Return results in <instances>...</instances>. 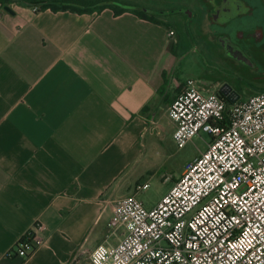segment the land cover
Instances as JSON below:
<instances>
[{"label": "crops", "instance_id": "crops-1", "mask_svg": "<svg viewBox=\"0 0 264 264\" xmlns=\"http://www.w3.org/2000/svg\"><path fill=\"white\" fill-rule=\"evenodd\" d=\"M223 2L226 14L234 6L264 15L263 1ZM129 5L158 16L0 3V264H69L79 250L75 264H89L91 250L117 241L112 203L138 197L151 161L179 152L168 109L186 80L181 39L160 1ZM36 221L46 226L43 245L9 255Z\"/></svg>", "mask_w": 264, "mask_h": 264}, {"label": "built area", "instance_id": "built-area-1", "mask_svg": "<svg viewBox=\"0 0 264 264\" xmlns=\"http://www.w3.org/2000/svg\"><path fill=\"white\" fill-rule=\"evenodd\" d=\"M168 110L177 148L205 132L206 149L155 206L135 195L115 200L107 227L117 241L91 250L89 264H264V90L232 103L187 78ZM45 229L36 221L8 254L29 257Z\"/></svg>", "mask_w": 264, "mask_h": 264}, {"label": "rangeland", "instance_id": "rangeland-1", "mask_svg": "<svg viewBox=\"0 0 264 264\" xmlns=\"http://www.w3.org/2000/svg\"><path fill=\"white\" fill-rule=\"evenodd\" d=\"M147 1L120 0L135 5H145ZM156 1H160L163 8L160 13L167 15L181 39L179 76L182 79L192 78L207 85L220 80L242 98L264 90V15L261 9L259 12L256 7L257 12L249 16L244 9L234 6L224 13L227 6L218 5L222 1L227 5L230 0ZM261 1L264 4V0H250V3ZM221 12L226 17H222ZM210 14L214 19L209 20ZM228 16L234 17L233 21ZM209 139L207 133L201 132L179 148L174 161H151L152 174L146 177L150 186L141 190L137 198L146 207L157 203L181 176L187 160L206 149ZM110 236L111 240L116 238L113 234Z\"/></svg>", "mask_w": 264, "mask_h": 264}, {"label": "trees", "instance_id": "trees-1", "mask_svg": "<svg viewBox=\"0 0 264 264\" xmlns=\"http://www.w3.org/2000/svg\"><path fill=\"white\" fill-rule=\"evenodd\" d=\"M81 1V2H79ZM1 5L9 7L12 3H16L22 6H35L36 11L52 9V10H71L73 12H92L94 10H101L104 7H112L115 12L131 11L143 18L150 20H156L158 13L154 10L143 9L133 5H129L116 0L106 1H89V0H78L73 2L71 0H0ZM222 95V94H221ZM226 98L224 95H222Z\"/></svg>", "mask_w": 264, "mask_h": 264}, {"label": "water", "instance_id": "water-1", "mask_svg": "<svg viewBox=\"0 0 264 264\" xmlns=\"http://www.w3.org/2000/svg\"><path fill=\"white\" fill-rule=\"evenodd\" d=\"M220 94L224 95L228 101L230 102H236L240 95L237 93V91L233 90L232 87H230L228 84L224 83L220 88H219Z\"/></svg>", "mask_w": 264, "mask_h": 264}]
</instances>
